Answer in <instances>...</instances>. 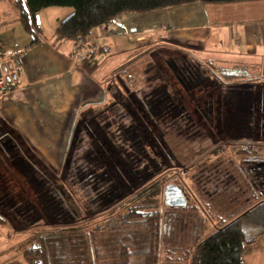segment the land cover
<instances>
[{
	"label": "rangeland",
	"instance_id": "obj_1",
	"mask_svg": "<svg viewBox=\"0 0 264 264\" xmlns=\"http://www.w3.org/2000/svg\"><path fill=\"white\" fill-rule=\"evenodd\" d=\"M7 1L1 8L14 10ZM174 38L162 35L161 45L121 65L126 52L118 47L103 54L106 67H116L106 99L78 113L62 161H45L0 120V225L17 236L0 247V264L26 263L25 249L43 234L51 264H118L122 235L132 253L148 248L149 236L128 215L159 212L162 244L188 247L264 200V55L231 68L247 76L234 82L228 68ZM74 50L75 60L90 56ZM171 188L185 201L178 209L168 203Z\"/></svg>",
	"mask_w": 264,
	"mask_h": 264
},
{
	"label": "crops",
	"instance_id": "obj_2",
	"mask_svg": "<svg viewBox=\"0 0 264 264\" xmlns=\"http://www.w3.org/2000/svg\"><path fill=\"white\" fill-rule=\"evenodd\" d=\"M5 10L0 5V55L21 57L18 67L11 59L5 63V80L18 86L5 91V80H0V120L18 136V142L23 141L48 162H55L56 154L62 155V161L78 113L106 99L107 79L116 67H106L108 59L103 54L112 47L126 52L118 65L130 62L138 51L161 45L159 38L169 33L176 34L178 47L222 68H233L249 57L264 55V17L246 18L254 10L258 15L264 13V0L196 3L146 14H124L94 31L88 39L90 56L83 61L73 57L74 42L57 35L60 24L74 13L72 8L50 7L39 12L37 23L44 38L29 49L33 37L16 21L12 7ZM143 37L151 42L146 40L142 46ZM137 39L141 46L132 47ZM10 140L17 141L12 137ZM13 237L17 236L6 233L0 225L1 248L8 247ZM244 264H264V237L246 248Z\"/></svg>",
	"mask_w": 264,
	"mask_h": 264
},
{
	"label": "trees",
	"instance_id": "obj_3",
	"mask_svg": "<svg viewBox=\"0 0 264 264\" xmlns=\"http://www.w3.org/2000/svg\"><path fill=\"white\" fill-rule=\"evenodd\" d=\"M17 16V22L23 30L33 37L31 45L42 41V32L37 23V14L50 7H70L74 13L60 24L57 35L66 41L76 42L84 39L87 42L95 30L112 23L124 14H146L155 11L176 8L196 3L229 4L256 0H8ZM21 54L0 55V80H5L7 69L5 63L11 59L14 66H19ZM17 64V65H16ZM225 74L229 80H245L243 72H236L228 68ZM4 90L15 89L18 84L11 81L4 82ZM176 209L180 207H175ZM137 212V211H136ZM128 223L134 222L139 229H143L149 236L148 248L143 251L131 252L129 236H123L119 241L118 264H244V252L264 236V200L250 205L245 210L235 214L230 220L222 223L218 230L202 239L196 236L188 247L164 246L161 240L160 213L157 211L138 212L128 215ZM52 233V232H51ZM44 235V234H43ZM36 237L24 251L27 264H51L50 245L46 235ZM67 243L68 241H64ZM91 251L98 258L99 248L92 242ZM66 245V244H65ZM68 248V247H66Z\"/></svg>",
	"mask_w": 264,
	"mask_h": 264
},
{
	"label": "built area",
	"instance_id": "obj_4",
	"mask_svg": "<svg viewBox=\"0 0 264 264\" xmlns=\"http://www.w3.org/2000/svg\"><path fill=\"white\" fill-rule=\"evenodd\" d=\"M91 46L96 47L95 45L91 44ZM89 44L84 39H78L76 41V48L74 50V56L79 59H85L89 53ZM91 50V49H90ZM3 83L0 82V90L3 87Z\"/></svg>",
	"mask_w": 264,
	"mask_h": 264
},
{
	"label": "water",
	"instance_id": "obj_5",
	"mask_svg": "<svg viewBox=\"0 0 264 264\" xmlns=\"http://www.w3.org/2000/svg\"><path fill=\"white\" fill-rule=\"evenodd\" d=\"M169 196H171V199L168 203L171 207H178V206H183L185 205V201L183 200L182 197H177L176 191L175 190H169Z\"/></svg>",
	"mask_w": 264,
	"mask_h": 264
},
{
	"label": "flooded vegetation",
	"instance_id": "obj_6",
	"mask_svg": "<svg viewBox=\"0 0 264 264\" xmlns=\"http://www.w3.org/2000/svg\"><path fill=\"white\" fill-rule=\"evenodd\" d=\"M177 196H178V197L180 196V197H182V198H183L182 194H181V193H179V192L177 193ZM183 200H184V199H183Z\"/></svg>",
	"mask_w": 264,
	"mask_h": 264
}]
</instances>
